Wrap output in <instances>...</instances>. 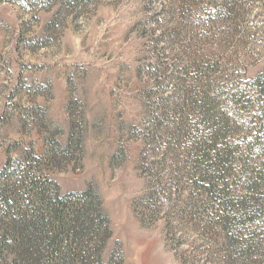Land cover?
<instances>
[{
  "label": "rangeland",
  "instance_id": "374dc122",
  "mask_svg": "<svg viewBox=\"0 0 264 264\" xmlns=\"http://www.w3.org/2000/svg\"><path fill=\"white\" fill-rule=\"evenodd\" d=\"M230 5L214 17L207 0H0V184L17 202L0 206V264L24 167L99 195L111 236L98 264H233L247 251L228 247L185 178L203 138L186 101L205 87L224 108L264 75V0ZM240 107L234 145L257 126Z\"/></svg>",
  "mask_w": 264,
  "mask_h": 264
},
{
  "label": "trees",
  "instance_id": "16d2710c",
  "mask_svg": "<svg viewBox=\"0 0 264 264\" xmlns=\"http://www.w3.org/2000/svg\"><path fill=\"white\" fill-rule=\"evenodd\" d=\"M231 2L207 0L214 17L218 8L230 14ZM247 86L244 91H238L239 87L228 90L224 108L218 106L220 95L205 87L198 98L186 101L198 120L197 136L203 138L193 140L198 156L185 178L191 183L196 205L205 198V210L211 212L212 220L224 232L228 247L235 251L247 249L240 258L232 260L233 264L238 259L241 260L237 264H249L254 252L264 254L263 235L256 233L264 226V75L250 80ZM232 105L252 114L251 119H256L257 124L250 137L235 145L226 140L230 134L227 127L233 121L229 115ZM215 120L219 124H214ZM69 147L70 144L65 149ZM17 181L22 210L17 217H11L10 226L1 235L5 260H10V264H98L111 236L109 217L99 195L89 188L61 193L55 181L25 167ZM13 193L1 183L0 206L16 207L17 202L9 203L13 197L8 195Z\"/></svg>",
  "mask_w": 264,
  "mask_h": 264
}]
</instances>
